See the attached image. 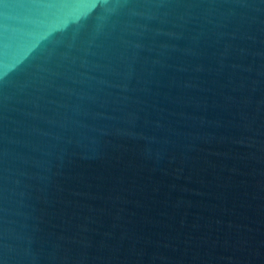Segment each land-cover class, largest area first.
<instances>
[{
  "label": "water",
  "instance_id": "water-1",
  "mask_svg": "<svg viewBox=\"0 0 264 264\" xmlns=\"http://www.w3.org/2000/svg\"><path fill=\"white\" fill-rule=\"evenodd\" d=\"M0 264H264V0H0Z\"/></svg>",
  "mask_w": 264,
  "mask_h": 264
}]
</instances>
